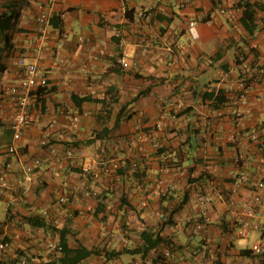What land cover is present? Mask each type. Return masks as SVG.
<instances>
[{
	"label": "crops",
	"instance_id": "0c3cea01",
	"mask_svg": "<svg viewBox=\"0 0 264 264\" xmlns=\"http://www.w3.org/2000/svg\"><path fill=\"white\" fill-rule=\"evenodd\" d=\"M182 1L56 0L42 47L37 17L48 0H0V172L11 161L10 180L17 183L23 163L42 160L33 183L0 193V243H6L0 261L16 264L31 255L43 264H264L245 238L231 241L226 233L234 223L226 195L236 175L247 176L235 193L243 200L264 179V75L241 117L231 100L244 67L264 65V0ZM245 1L259 5L253 33L240 20ZM20 58L37 62L49 85L33 93L19 153L8 156L14 109L2 88L19 81ZM179 101V118L159 131L156 152L158 116ZM73 115L80 118L76 129ZM244 129L260 141L241 137ZM48 135L61 149L81 147L84 161L113 159L117 166L86 177L79 165L63 163L54 174L42 144ZM138 143L150 149L147 163ZM158 179L173 186L166 195L157 193ZM202 198L209 221L197 231ZM30 216L46 226L31 224ZM124 231L126 240L119 238ZM143 235L168 242L145 254L105 256L143 247ZM51 241L64 249L49 248ZM92 249L101 254L87 255Z\"/></svg>",
	"mask_w": 264,
	"mask_h": 264
},
{
	"label": "built area",
	"instance_id": "2783aa9c",
	"mask_svg": "<svg viewBox=\"0 0 264 264\" xmlns=\"http://www.w3.org/2000/svg\"><path fill=\"white\" fill-rule=\"evenodd\" d=\"M192 0H183L181 6H185ZM56 0H48V9L42 11L37 17V32L41 38L40 44L42 47L46 46V41L49 37V27L51 26V19L53 16V8ZM225 7H220L219 12L224 13ZM194 22L191 23L193 25ZM125 62V55L119 58V63ZM20 66V78L17 83L5 85L2 90L7 94L8 99L13 105V114L11 115L9 126L12 130V141L6 146V153L8 156H14L19 153L18 142L22 139V136L30 123V117L28 115V107L33 97V93L39 89L46 88L48 83L47 75L41 71L37 62L27 61L25 58L18 60ZM264 75V65H248L244 67L240 76L237 79V91L232 99L235 105V114L237 117L242 116L240 107L245 105L248 101L250 92L254 88V84L257 81V77ZM176 109L171 112L161 111L158 119L155 123L154 131L151 136V147L154 151H159L162 148L161 137L159 131L164 130L170 125L175 126L176 121L179 118L180 109L183 107L182 101L177 102ZM80 121L79 115H73L71 117V128L76 129ZM178 126L176 127V129ZM241 137L247 138L254 142L260 141L259 134L251 129H244L240 133ZM235 138V137H234ZM143 141V137H141ZM42 144L46 147L49 153V166L52 167L54 174H60L58 166L63 163L68 165H79L81 173L84 176H88L94 172L95 168H100L104 173L109 174L113 168L117 166V163L111 160H102L100 162H94L91 160L84 161V151L81 147L73 144H63V149L58 147L57 140L51 135L46 136L42 140ZM135 149L141 152L145 163L148 162L151 154L150 149L146 148L142 143L135 145ZM42 165L40 158H35L33 161L23 163L21 168V175L18 182L10 180V174L13 172L11 161H6L3 164V170L0 172V193L6 191H16L20 185H24L25 188L33 183L37 169ZM183 177H187L188 172H181ZM247 176L243 172H239L235 177V188L229 191L226 195L228 204L234 209V223L232 227H229L226 233L229 235L230 240L234 241L240 238H249L252 231H258L261 233V237L255 240L251 246V251L256 255H264V179L258 181L253 189L252 197L249 200H243L236 198L237 189L246 181ZM164 180L158 179L157 184L159 188L157 193L160 195H166L172 185L164 186ZM88 195H95L96 192L87 193ZM66 197H60V202H65ZM15 199L11 200L10 205H14ZM201 210L197 217L193 219L194 229L199 231L205 228L209 221L208 209L204 198L200 200ZM128 232L119 236L120 239L126 240ZM6 243H0V249L5 248ZM49 248L57 251H62L60 242H49ZM169 253L167 252L166 255ZM20 264H39L37 259L31 255L22 256L19 260Z\"/></svg>",
	"mask_w": 264,
	"mask_h": 264
},
{
	"label": "trees",
	"instance_id": "16d2710c",
	"mask_svg": "<svg viewBox=\"0 0 264 264\" xmlns=\"http://www.w3.org/2000/svg\"><path fill=\"white\" fill-rule=\"evenodd\" d=\"M259 5H257L256 3H252L250 1H245L244 4H243V13H242V16L240 18L241 20V23L242 25L250 32V33H253L254 30H256L257 28V7ZM260 8L262 10H264V6L261 5ZM129 12L130 11H127L126 14L127 16L130 18L129 16ZM51 24H52V19H51ZM47 88V87H46ZM46 88H42V89H46ZM40 90H38V95H40ZM144 91L140 92L139 94H137V96L134 98V99H137L139 96H141V94H143ZM120 118V115L118 116V119ZM27 220L33 224V225H37V226H46V222L42 221V219L38 216H30V217H27ZM65 231L62 230L61 231V235L64 233ZM143 238V247H140V248H136V249H124L123 251H111V252H106V257L109 258V257H112V256H115V255H119L121 254L122 252H125V253H146L149 251V249H151L152 247H155L156 245H158L159 243L161 242H168L166 241V239H164L162 236L158 235L156 238L151 236V235H147V236H142ZM6 240V239H4ZM61 244V242H60ZM62 246V250L64 249L63 245L61 244ZM252 252V251H251ZM92 253H95V254H101L100 251L98 249H92V250H89L87 251V255L89 254H92ZM159 258H162V256H160ZM0 264H15V263H8L6 261H0ZM16 264H20L19 260ZM39 264H43V263H40ZM51 264V263H49Z\"/></svg>",
	"mask_w": 264,
	"mask_h": 264
},
{
	"label": "rangeland",
	"instance_id": "374dc122",
	"mask_svg": "<svg viewBox=\"0 0 264 264\" xmlns=\"http://www.w3.org/2000/svg\"><path fill=\"white\" fill-rule=\"evenodd\" d=\"M1 215H5L3 211L0 212ZM261 237V233L258 231H252L249 238L244 239V245L245 246H252L253 242Z\"/></svg>",
	"mask_w": 264,
	"mask_h": 264
}]
</instances>
